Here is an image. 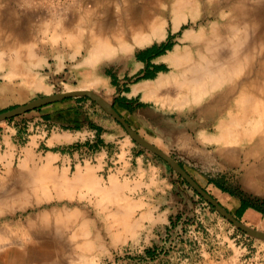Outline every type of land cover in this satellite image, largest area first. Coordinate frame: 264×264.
<instances>
[{
    "label": "rangeland",
    "instance_id": "rangeland-1",
    "mask_svg": "<svg viewBox=\"0 0 264 264\" xmlns=\"http://www.w3.org/2000/svg\"><path fill=\"white\" fill-rule=\"evenodd\" d=\"M154 1L0 0V113L45 96L39 93L43 89L49 94L79 90L95 79H101L103 86L88 90L100 95L108 104H114L131 129L148 142L164 141L163 151L168 155L173 151L178 164L184 166L198 185L235 218L241 199L264 208L260 163L263 149L258 136L250 140L244 138L235 146L203 139L204 134L215 136L219 133L218 124L228 116L225 113L228 105L221 113L216 110L217 103H208L205 99L176 108L162 105L152 97L145 98L140 91L131 93L135 85L169 72L161 58L177 45L185 46L179 39L189 29L188 25H183L177 32L167 26L165 38L137 46L132 51H121L118 42L111 40L116 51L93 62L88 60L90 19L121 18L124 23L126 15L121 12V6L130 2V20L134 23L142 17L141 7L147 2L153 6ZM164 1L167 0H159L161 5H156L157 15L171 25V18L163 13L174 0ZM197 3L201 8L200 25L223 23L232 8L247 6L255 60L259 58L264 64V0H201V3L197 0ZM164 44L169 46L163 55L151 61L153 65H163L164 70L156 72L152 79H141L151 68L138 60L137 55L147 48ZM119 76L121 85L118 87ZM35 82L42 87L36 88ZM7 84L14 87L13 93L5 90ZM69 99L85 105L93 117L96 111L98 117H107L122 129L126 139L139 147L93 100L86 97ZM118 100L121 101L119 105L115 104ZM57 102L60 101L53 103ZM48 105L0 122V125L14 123L22 147L15 152H4L5 148L0 151V264H96V258L90 257L92 249L89 248L94 240L93 233L86 230L87 220L93 219V213L86 206L76 209V200L50 199L55 195L70 197L75 192L95 191L96 184L87 187L73 182L70 175L61 177L52 172L38 176L41 157L24 145L30 134L28 122L33 115L30 112L41 113L38 110ZM230 110L233 106L227 111ZM203 150L205 152L201 154ZM27 154L30 158H26ZM173 175L177 186L188 194L186 197L184 193L181 208L172 216H179L176 225L170 232H163V236L158 234V240L166 241L168 245L158 253L153 252L154 256L165 258L164 251L170 256L159 264H181L183 258L188 259L185 264H264V240L237 230L176 172ZM253 213L255 217L244 212L236 219L249 228L264 232V216L256 210ZM95 234L100 236V242H110L109 233ZM42 250H48L50 256L41 255ZM139 250L126 246L116 248L109 258L97 264H149L146 258L150 256Z\"/></svg>",
    "mask_w": 264,
    "mask_h": 264
},
{
    "label": "crops",
    "instance_id": "crops-1",
    "mask_svg": "<svg viewBox=\"0 0 264 264\" xmlns=\"http://www.w3.org/2000/svg\"><path fill=\"white\" fill-rule=\"evenodd\" d=\"M117 82L119 87L121 76ZM4 88L13 93V86L7 84ZM40 92L49 94L44 89ZM118 95L121 97V92ZM38 111L41 113L30 112L33 114L30 115L31 122H28L30 134L24 144L40 155L38 168L55 176L70 175L76 184H86L87 187L96 184V189L99 187L91 192L72 193L70 197H50L76 200V209L86 206L93 213V219L87 220L86 230L93 233L94 240H91L89 248L92 249L90 257L96 258L94 262L100 263L116 248L125 246L140 249L139 252H157L167 248L168 243L158 240V234L163 236V232L171 231L170 218L181 208L184 193L186 197L188 194L175 183L173 169L152 153L131 143L122 129L107 117H98L96 110L93 117L88 113L89 109L77 101L63 100ZM117 112L121 115L119 110ZM13 124L5 122L0 125V151L2 148H5L4 152L22 149L17 140L18 130ZM97 139L102 145L96 149L85 145L87 142L93 144ZM163 143L161 139L157 143L152 142L162 151ZM169 154L178 162L173 151ZM261 172L264 173L263 166ZM246 214L255 217L251 209H247ZM99 232L109 233L110 242H100V236L95 234ZM164 253L165 258L162 255L148 257L147 263L159 264L170 258L168 251ZM186 262L187 258L181 260V264Z\"/></svg>",
    "mask_w": 264,
    "mask_h": 264
},
{
    "label": "bare ground",
    "instance_id": "bare-ground-1",
    "mask_svg": "<svg viewBox=\"0 0 264 264\" xmlns=\"http://www.w3.org/2000/svg\"><path fill=\"white\" fill-rule=\"evenodd\" d=\"M154 3L153 6L145 3L141 7L142 17L134 23L130 20V2L121 6V12L126 15L124 23H121V18L90 19L88 60L93 62L102 55L116 51L113 40L121 46V51H132L137 46L165 38L167 26L177 32L183 25H188L189 29L179 39V43L185 46L177 45L161 58L169 72L159 74L155 80L135 85L131 93L140 91L145 98L152 97L162 105L176 108L204 99L208 103H217L216 110L220 113L226 109V105L227 110L233 106L232 111L226 110L228 116L219 122V133L215 136L204 134L203 139L235 146L244 138L250 140L258 136L263 149L260 163L264 169V64L259 58L255 60L249 8L240 5L231 9L227 21L200 25L201 8L197 0H174L166 13L160 11L171 18L172 23L168 25L157 15L156 5H161L159 0ZM103 83V80L95 79L79 90L97 88ZM34 86L38 89L42 87L39 82H35ZM37 171L38 176L44 172L43 169ZM31 175L34 177L36 174ZM40 253L43 256L51 254L48 250Z\"/></svg>",
    "mask_w": 264,
    "mask_h": 264
},
{
    "label": "water",
    "instance_id": "water-1",
    "mask_svg": "<svg viewBox=\"0 0 264 264\" xmlns=\"http://www.w3.org/2000/svg\"><path fill=\"white\" fill-rule=\"evenodd\" d=\"M86 97L93 100L98 104L110 117H112L122 128L125 130L130 139L135 142L142 149L152 153L156 157L167 163L178 176L184 180L202 199L211 205L219 215L225 220L230 222L237 230H240L247 236L257 239L264 240V232L254 230L247 227L242 222L237 220L230 212H228L218 201H216L209 193L202 189L198 183L181 167L178 162L168 155L167 153L160 150L155 145L148 142L141 135L133 131L125 119L113 108L111 104H108L100 95L90 90H72L65 91L55 94L45 95L36 99L31 100L21 106H17L11 110L0 113V122L6 121L20 114L34 110L36 108L48 105L50 103L61 101L69 98Z\"/></svg>",
    "mask_w": 264,
    "mask_h": 264
},
{
    "label": "trees",
    "instance_id": "trees-1",
    "mask_svg": "<svg viewBox=\"0 0 264 264\" xmlns=\"http://www.w3.org/2000/svg\"><path fill=\"white\" fill-rule=\"evenodd\" d=\"M169 44H164L161 45L160 47L157 46H152L150 48H147L146 50L142 51L137 55L138 60L141 62H144L147 66V68L150 66L151 71H145L143 77L141 79H152L154 77V74L156 72L164 70L163 65H153L151 61L164 53V49L168 47ZM121 101H115V104L119 105ZM141 106V104L139 105ZM113 108L117 111L116 107L113 104ZM11 120V119H10ZM101 129L98 130L100 132ZM101 144L100 140L97 139L93 144H89V142L85 143L89 148L91 149H96L97 146ZM102 145V144H101ZM253 209L256 210L257 212H260L264 216V208L262 205H259L257 203H251L250 201L246 199H241L239 207L235 211V216L237 219H240V217L244 214V212L247 209ZM179 220V216L176 217H171L170 218V225L171 227H174ZM145 253L150 256V258H154L153 252L146 250Z\"/></svg>",
    "mask_w": 264,
    "mask_h": 264
}]
</instances>
